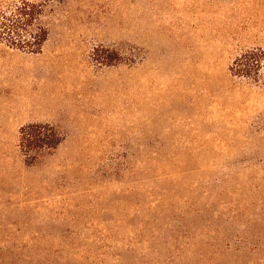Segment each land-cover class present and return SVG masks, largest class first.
Returning <instances> with one entry per match:
<instances>
[{
    "label": "rangeland",
    "instance_id": "1",
    "mask_svg": "<svg viewBox=\"0 0 264 264\" xmlns=\"http://www.w3.org/2000/svg\"><path fill=\"white\" fill-rule=\"evenodd\" d=\"M43 6L40 54L0 39V118L64 136L27 162L0 141L7 264H264V0H0ZM16 254L12 261L10 254Z\"/></svg>",
    "mask_w": 264,
    "mask_h": 264
},
{
    "label": "trees",
    "instance_id": "2",
    "mask_svg": "<svg viewBox=\"0 0 264 264\" xmlns=\"http://www.w3.org/2000/svg\"><path fill=\"white\" fill-rule=\"evenodd\" d=\"M17 7L0 16V39L9 47L29 54H40L49 37V29L43 22L42 5ZM234 76L264 83V50L253 49L236 58L231 67ZM64 139L63 134L49 123H30L20 128L19 146L27 159L34 162L44 152H52ZM10 259L16 260V254ZM0 264H7L0 254Z\"/></svg>",
    "mask_w": 264,
    "mask_h": 264
},
{
    "label": "crops",
    "instance_id": "3",
    "mask_svg": "<svg viewBox=\"0 0 264 264\" xmlns=\"http://www.w3.org/2000/svg\"><path fill=\"white\" fill-rule=\"evenodd\" d=\"M22 126L24 125L21 123L15 124L8 119L0 118V141L14 140Z\"/></svg>",
    "mask_w": 264,
    "mask_h": 264
}]
</instances>
